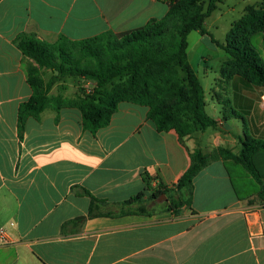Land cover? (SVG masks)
Returning a JSON list of instances; mask_svg holds the SVG:
<instances>
[{
    "label": "crops",
    "instance_id": "crops-1",
    "mask_svg": "<svg viewBox=\"0 0 264 264\" xmlns=\"http://www.w3.org/2000/svg\"><path fill=\"white\" fill-rule=\"evenodd\" d=\"M168 1L0 0V229L7 236L0 264H264V151L254 157L260 188L245 195L232 166L241 164L227 154L198 173L191 194L175 188L195 150L239 156L247 137L264 143V87L239 75L216 78L210 99L205 92L216 127L183 143L174 130L157 131L148 107L128 102L95 133L78 108L62 102L21 123V105L33 95V61L20 37L54 44L118 34L163 18ZM255 47L264 62L263 36ZM42 76L49 82L53 71ZM66 78L50 96L76 99L81 86L67 98ZM230 127H245L248 136ZM160 184L171 197L186 193L190 205L170 209L163 195L150 201ZM141 192L145 212L124 206Z\"/></svg>",
    "mask_w": 264,
    "mask_h": 264
},
{
    "label": "trees",
    "instance_id": "trees-1",
    "mask_svg": "<svg viewBox=\"0 0 264 264\" xmlns=\"http://www.w3.org/2000/svg\"><path fill=\"white\" fill-rule=\"evenodd\" d=\"M220 2L169 0V11L159 20L153 19L137 29L118 34L109 32L85 41L61 37L57 43L50 44L33 36L20 37L19 48L33 61L27 67L33 95L21 105V123L28 116L38 117L52 103L62 102L65 106L78 108L84 126L95 133L110 124L121 103L128 102L148 107V118L157 131L174 130L181 143L194 133L215 128L217 122L206 112L205 90L189 62L188 37L194 31L207 34L205 21ZM257 33L264 34V3L260 7L248 6L244 16L229 31L226 45L217 44L232 58L231 71L226 68L229 63H224L225 77L239 75L264 87V62L252 42V36ZM43 70L53 71L49 82L44 81ZM68 76L91 79L95 82L93 91L85 94L79 87L76 99L66 101L50 96L56 83ZM117 79L120 82L115 84ZM242 144L239 156H233L225 149L210 155L201 149L195 150L190 166L175 185L176 191L186 190L191 194L198 173L226 154L243 165L253 177L260 178L254 157L264 151V143L247 137ZM144 195L145 192H141L124 202V206H136V211L145 212L141 200ZM162 195L167 197L170 209L190 205L188 199L171 197V190L162 184L150 196V201L155 202Z\"/></svg>",
    "mask_w": 264,
    "mask_h": 264
},
{
    "label": "rangeland",
    "instance_id": "rangeland-1",
    "mask_svg": "<svg viewBox=\"0 0 264 264\" xmlns=\"http://www.w3.org/2000/svg\"><path fill=\"white\" fill-rule=\"evenodd\" d=\"M263 3L264 0H221L217 6V10L214 11L205 21L204 28L207 34L202 35L200 32L194 31L189 35V62L192 68L195 70L198 79L206 92L207 99H210V87H215V79L225 77L223 73V69L225 68L224 63H229V66H226L227 69L230 71L233 69L231 67L232 58L225 50L218 46L217 43L226 45L229 31L231 30L232 26L238 23V21L244 16L246 12L245 8H247L249 5L260 7ZM258 36L264 37V34L257 33L256 35L252 36V42L255 46H257L258 43ZM81 79H86L89 81L91 80L88 78H78L72 76H68L66 78V82L69 86V90L65 93L67 98L74 97V95L77 93V86L82 87L84 83L77 82V80ZM119 82L120 80L118 79L114 81L115 84ZM107 88L110 89L111 84L108 85ZM82 89L85 94L87 91H90L89 93L93 91L92 88L87 87H82ZM54 95L57 96V93H54ZM207 112H210V110L208 109ZM226 113L224 112L223 114H226L228 118H231V121L234 124L241 126V122L234 118L233 111L231 112L227 109ZM230 128L231 133L234 136L241 134L244 138L247 135L243 134L245 127ZM238 149H242L240 144L238 145ZM233 165L236 169V172L238 173L235 176V181L243 188L242 194L245 195L249 190L253 191L255 188H260V183L253 177V175L246 171L241 165L232 164V166ZM183 198H187L186 193L183 194ZM165 200L163 199V201Z\"/></svg>",
    "mask_w": 264,
    "mask_h": 264
},
{
    "label": "built area",
    "instance_id": "built-area-1",
    "mask_svg": "<svg viewBox=\"0 0 264 264\" xmlns=\"http://www.w3.org/2000/svg\"><path fill=\"white\" fill-rule=\"evenodd\" d=\"M262 100L264 102V93L262 95ZM0 241H2V242H6L7 241V236H6V233H5L4 229H0Z\"/></svg>",
    "mask_w": 264,
    "mask_h": 264
},
{
    "label": "water",
    "instance_id": "water-1",
    "mask_svg": "<svg viewBox=\"0 0 264 264\" xmlns=\"http://www.w3.org/2000/svg\"><path fill=\"white\" fill-rule=\"evenodd\" d=\"M165 197V195H163Z\"/></svg>",
    "mask_w": 264,
    "mask_h": 264
}]
</instances>
